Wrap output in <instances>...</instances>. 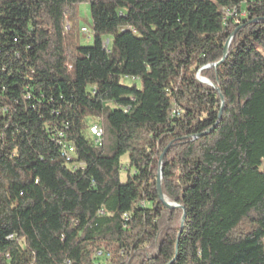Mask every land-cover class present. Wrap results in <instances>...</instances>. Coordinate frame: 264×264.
I'll return each mask as SVG.
<instances>
[{
  "label": "trees",
  "instance_id": "16d2710c",
  "mask_svg": "<svg viewBox=\"0 0 264 264\" xmlns=\"http://www.w3.org/2000/svg\"><path fill=\"white\" fill-rule=\"evenodd\" d=\"M101 259L264 264V0H0V264Z\"/></svg>",
  "mask_w": 264,
  "mask_h": 264
},
{
  "label": "rangeland",
  "instance_id": "374dc122",
  "mask_svg": "<svg viewBox=\"0 0 264 264\" xmlns=\"http://www.w3.org/2000/svg\"><path fill=\"white\" fill-rule=\"evenodd\" d=\"M77 10V19L75 20V28L77 31V34L79 36L80 45L83 47H91L94 44V37H93V21L91 17V7L88 3L79 4L76 8ZM19 13V9H15V14ZM69 23V21H68ZM88 29L90 31L89 34H83L82 29ZM111 39V38H108ZM139 85V82L136 81ZM129 84V83H128ZM89 123H92L91 121ZM94 123V122H93ZM122 181H126V173L128 168V161L127 158H123L122 160ZM107 261L100 260L98 261V264H106Z\"/></svg>",
  "mask_w": 264,
  "mask_h": 264
},
{
  "label": "built area",
  "instance_id": "2783aa9c",
  "mask_svg": "<svg viewBox=\"0 0 264 264\" xmlns=\"http://www.w3.org/2000/svg\"><path fill=\"white\" fill-rule=\"evenodd\" d=\"M235 14H236V11H235ZM72 30V25L70 23H66L65 25V31L66 32H70ZM82 33L83 34H89L90 31L86 28L82 29ZM90 132L92 133V135L94 136V139H95V142L98 146H102L103 143H104V130L103 128L100 126V125H93L91 126L90 128ZM73 154V149L70 148V149H65L64 150V156L66 157L67 161H70L71 160V155ZM9 240H15L16 239V236H11L10 238H8ZM22 244V243H21ZM105 254L103 252H98L97 253V257H104ZM108 256V255H107ZM7 259H9V257H7Z\"/></svg>",
  "mask_w": 264,
  "mask_h": 264
},
{
  "label": "water",
  "instance_id": "95a60500",
  "mask_svg": "<svg viewBox=\"0 0 264 264\" xmlns=\"http://www.w3.org/2000/svg\"><path fill=\"white\" fill-rule=\"evenodd\" d=\"M229 45H230V41H229V42L227 43V45H226V49H225V53H226V54H227V51H228ZM215 66H217V65H215ZM198 79H199L201 82L205 83V84L212 85L209 81H207L206 79H204V78H202V77H200V76H198ZM212 86H213V85H212ZM215 89H216L218 92L220 91L218 88H215ZM223 103H224V101H223V98H222V105H223ZM221 116H222V111L220 112V118H221ZM163 159H164V154L161 156L160 164L162 163ZM157 192H158V196H159L160 201H161L165 206H167V207L170 208V209H173V208H177V207H178L177 205H174V204H171V203L167 202V201L165 200L164 196H163V193H162V190H161V172H160L159 177H158V180H157ZM184 220H185V215L183 216V220H182V222H183ZM182 228H183V225H182ZM179 236H180V234H179Z\"/></svg>",
  "mask_w": 264,
  "mask_h": 264
}]
</instances>
